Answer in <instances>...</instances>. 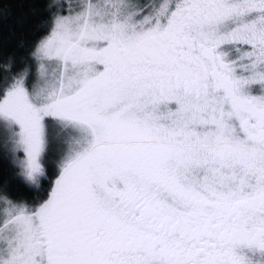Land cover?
<instances>
[{
    "label": "snow or ice",
    "instance_id": "snow-or-ice-1",
    "mask_svg": "<svg viewBox=\"0 0 264 264\" xmlns=\"http://www.w3.org/2000/svg\"><path fill=\"white\" fill-rule=\"evenodd\" d=\"M30 11L0 44V264H264V0Z\"/></svg>",
    "mask_w": 264,
    "mask_h": 264
},
{
    "label": "trees",
    "instance_id": "trees-1",
    "mask_svg": "<svg viewBox=\"0 0 264 264\" xmlns=\"http://www.w3.org/2000/svg\"><path fill=\"white\" fill-rule=\"evenodd\" d=\"M8 3L11 5L10 14L6 18L0 16V44L7 42L11 47L21 38H30L31 29L38 22V17L30 9L33 6L41 8L45 0H8Z\"/></svg>",
    "mask_w": 264,
    "mask_h": 264
}]
</instances>
